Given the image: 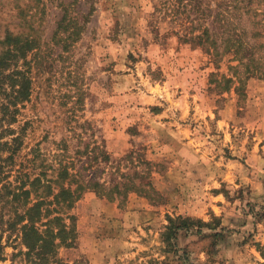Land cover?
I'll return each instance as SVG.
<instances>
[{
	"label": "rangeland",
	"instance_id": "374dc122",
	"mask_svg": "<svg viewBox=\"0 0 264 264\" xmlns=\"http://www.w3.org/2000/svg\"><path fill=\"white\" fill-rule=\"evenodd\" d=\"M175 1L0 0V51L7 34L37 43L19 61L32 77L15 124L23 147L0 153V264H29L10 226L26 202L14 193L32 188L34 202L35 177L56 179L61 160L80 169L76 151L95 145L110 157L93 162L107 189L138 190L86 189L64 264H264V78L248 80L242 106L234 88L213 90L215 64L175 32V19L197 17L196 0L174 15ZM66 10L79 31H58ZM60 37L76 41L66 49ZM179 216L193 222L168 242Z\"/></svg>",
	"mask_w": 264,
	"mask_h": 264
},
{
	"label": "trees",
	"instance_id": "16d2710c",
	"mask_svg": "<svg viewBox=\"0 0 264 264\" xmlns=\"http://www.w3.org/2000/svg\"><path fill=\"white\" fill-rule=\"evenodd\" d=\"M262 1L264 0H196L193 2L194 8H197L196 18L186 15L185 19H175L180 27L175 31L179 39L202 47L215 64L218 71H213L210 77V83L214 84L213 90L224 92L234 88L240 106L247 98L248 80L264 78V8L259 7ZM183 2L184 0H176L172 3L174 15L177 14L176 11H180V6L187 9V4ZM67 13L66 10L58 31L68 30L73 23L79 31L82 26L68 18ZM60 38L66 49L70 43L76 41ZM36 44L32 39L22 40L19 36L11 34H7L2 40L0 153L8 152L9 158H13L23 147L24 133L17 131L15 124L19 121L22 106L29 101L32 94L30 68L20 67L19 61L26 60L27 53L37 48ZM226 58L229 73H221L219 70ZM95 147L98 148V145ZM95 147L91 151L89 146L83 151H76L86 155L85 161L79 159L82 162L80 169H76L74 161L61 160L58 163L56 179L46 178L45 183H42L41 177H35L31 186H41L43 193L37 194L34 202L31 199L32 188L25 189L23 185L19 187L20 193H14L15 200L25 194V210H15V219L10 226L13 228L20 225L25 250H20L19 253L24 255L27 263L64 264L59 256V249L63 246L75 247L77 244V217L72 211L86 189H94L111 199H114L116 194L126 196L130 190H138L132 185H124V190H121L118 184L107 189L106 182L101 181L99 170L94 169L93 162H99V157L102 161H108L110 157L103 150L95 151ZM87 162L88 166L85 165ZM90 171L94 173L92 176L84 175ZM42 175L47 176V171L44 170ZM52 180H55L57 185L56 192L52 188ZM192 222L191 219L180 216L169 217L166 240L170 242L179 230L188 228ZM256 245L259 247V243Z\"/></svg>",
	"mask_w": 264,
	"mask_h": 264
}]
</instances>
